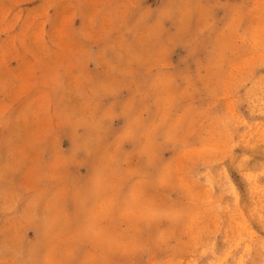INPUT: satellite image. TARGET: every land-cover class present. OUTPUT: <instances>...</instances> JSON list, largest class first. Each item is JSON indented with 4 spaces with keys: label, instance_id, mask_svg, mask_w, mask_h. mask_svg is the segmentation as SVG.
<instances>
[{
    "label": "clouds",
    "instance_id": "clouds-1",
    "mask_svg": "<svg viewBox=\"0 0 264 264\" xmlns=\"http://www.w3.org/2000/svg\"><path fill=\"white\" fill-rule=\"evenodd\" d=\"M0 264H264V0H0Z\"/></svg>",
    "mask_w": 264,
    "mask_h": 264
}]
</instances>
